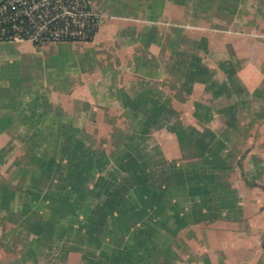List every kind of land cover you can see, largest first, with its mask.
I'll return each instance as SVG.
<instances>
[{"label": "crops", "instance_id": "crops-1", "mask_svg": "<svg viewBox=\"0 0 264 264\" xmlns=\"http://www.w3.org/2000/svg\"><path fill=\"white\" fill-rule=\"evenodd\" d=\"M89 1L99 11L92 39L55 42L68 44L69 55L53 63L52 71L44 63L32 80L28 73L13 76L0 68V264H76V257L86 264L103 263L92 257V234L79 227L76 209L47 184L68 180L62 167L54 169L58 161L69 165L72 155L81 160L76 142L94 104H119L124 118L152 117L154 112L141 110L140 104L158 96L159 79L165 82L161 91L170 118L180 109L181 118L198 121L223 113L234 120L223 130L227 143L221 144L222 134L214 130L206 132L212 137L210 148L200 143L234 154L238 175H244H239L241 184L230 183L234 161L225 158L208 161L216 167L211 175L198 179L196 174L195 184L186 189L191 222L179 226L190 232L183 234L187 239L172 233L164 263L264 264V122L254 148L249 139L252 125L264 119V0ZM198 13L212 19L209 29L187 28L190 19L201 17ZM251 29L263 44L250 58L248 47L236 45V32ZM218 33L229 37L226 49L208 42ZM17 43L32 45L31 50L39 46L0 41V49L28 47ZM211 51L226 56L208 63L202 55ZM191 55L201 60L190 64ZM251 67L260 79L254 81L249 73L239 78L237 71ZM219 68L227 72L223 78L215 77ZM242 118L246 121L237 122ZM99 123L102 131L109 129V123ZM132 133L145 132L136 126Z\"/></svg>", "mask_w": 264, "mask_h": 264}, {"label": "rangeland", "instance_id": "rangeland-1", "mask_svg": "<svg viewBox=\"0 0 264 264\" xmlns=\"http://www.w3.org/2000/svg\"><path fill=\"white\" fill-rule=\"evenodd\" d=\"M199 15V19L193 17L189 20L188 29L201 30L212 26V19L207 20L202 18V14ZM228 29L223 32L230 35L232 30ZM173 34L175 36V32ZM218 34L217 37L208 36V42L214 48L226 49L230 44L229 37ZM236 34H239L236 43L238 48L248 47V56L254 57L258 46L263 44L254 30H238ZM204 42L205 39L201 41L202 46ZM17 44L28 47L8 48L5 51L0 49V68L13 76L28 73L29 78L35 80L44 63L46 69L52 71L57 66L53 63H59L69 55L68 44L54 41L35 46L33 50L30 49V44ZM202 56L203 59H208L206 62L211 63L212 59L223 58L226 54L211 51L210 54ZM189 58L190 64L201 60L199 56L191 55ZM251 68L253 69L247 72L237 71L239 78L245 80L247 75L244 74L249 73L254 81L260 79L256 68ZM224 73L227 72L219 68L215 77L223 78ZM190 76L188 81L191 80ZM157 83L158 99L156 97L151 103L142 100L140 104L141 110L154 112L152 117L124 118L118 110L119 104L111 103L104 108L94 104L90 124L88 123L82 138L76 142V151L78 155H82L81 160L72 155L75 160H70L69 165L63 166L58 161L54 169L59 171L62 167V174L67 173L68 180L47 184L48 190L54 191L76 209L79 227H86L92 234L93 247L90 253L94 259L96 257L103 261L93 264H165L166 254L171 253L172 233L186 238L183 234L190 232L179 226L181 223L191 222L188 215L191 203L188 201L186 189L190 190L195 184L192 182L196 179V174H199L198 179L211 175L216 167L213 168L208 161L225 158V161H234L230 183L241 184L239 175L244 178L243 173L238 175L234 154L229 157L227 151L207 150L200 143L203 142L205 147L210 148L212 137L206 134L210 130L222 134L221 144L227 143L228 135L223 130L234 120L224 118L223 113L217 114L215 118L198 121L185 116L181 118L180 109L173 112L177 117L170 118L168 112H164L168 107L163 102L161 91L164 90L165 82L159 79ZM202 96L209 98L208 95ZM174 107L172 109L175 110ZM188 109L192 110L191 106H187ZM243 114L241 112L242 116ZM245 121V118L237 120L239 123ZM98 122L109 123V129L102 131ZM261 122L264 119H258L257 124L251 127L253 135L249 139L253 148L262 133H257ZM136 126L145 133L133 134ZM187 142L191 144L186 149L183 146ZM65 152L66 150L63 153ZM46 153L51 155L52 152ZM201 159L205 162L196 164ZM210 182H204V185ZM203 197H206V203L210 202L208 194ZM172 225L175 226V231H171ZM76 264L86 263L76 257Z\"/></svg>", "mask_w": 264, "mask_h": 264}, {"label": "built area", "instance_id": "built-area-1", "mask_svg": "<svg viewBox=\"0 0 264 264\" xmlns=\"http://www.w3.org/2000/svg\"><path fill=\"white\" fill-rule=\"evenodd\" d=\"M98 19L89 0H0V41H90Z\"/></svg>", "mask_w": 264, "mask_h": 264}, {"label": "trees", "instance_id": "trees-1", "mask_svg": "<svg viewBox=\"0 0 264 264\" xmlns=\"http://www.w3.org/2000/svg\"><path fill=\"white\" fill-rule=\"evenodd\" d=\"M247 181V180H246ZM247 182H249L250 184H253V182L252 181H247ZM262 188H264V186H262ZM180 224V223H179ZM263 242H264V232H263V234H262V247H263ZM263 249H264V247H263Z\"/></svg>", "mask_w": 264, "mask_h": 264}, {"label": "water", "instance_id": "water-1", "mask_svg": "<svg viewBox=\"0 0 264 264\" xmlns=\"http://www.w3.org/2000/svg\"><path fill=\"white\" fill-rule=\"evenodd\" d=\"M263 247H264V242H263Z\"/></svg>", "mask_w": 264, "mask_h": 264}]
</instances>
